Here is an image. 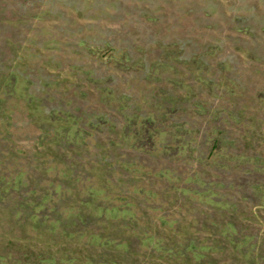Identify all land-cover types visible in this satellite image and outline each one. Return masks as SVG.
<instances>
[{"label": "rangeland", "instance_id": "obj_1", "mask_svg": "<svg viewBox=\"0 0 264 264\" xmlns=\"http://www.w3.org/2000/svg\"><path fill=\"white\" fill-rule=\"evenodd\" d=\"M153 113L170 155L135 137ZM243 154L264 162V0H0V264H264ZM197 175L231 206L183 194ZM127 204L138 222L99 215ZM192 241L200 262L177 252Z\"/></svg>", "mask_w": 264, "mask_h": 264}, {"label": "trees", "instance_id": "obj_2", "mask_svg": "<svg viewBox=\"0 0 264 264\" xmlns=\"http://www.w3.org/2000/svg\"><path fill=\"white\" fill-rule=\"evenodd\" d=\"M174 53V52H173ZM175 54V53H174ZM122 56V55H121ZM177 57V56H176ZM123 58V56L121 57ZM117 59H115L116 61ZM126 61H128V59H126ZM124 61H119V62H115L116 65L120 64L121 66L123 65ZM168 69H171V67L167 66L165 63L164 64H160L157 66H154L153 68V73L157 74V71H161L163 74L167 73ZM100 83V82H98ZM13 87V85L9 84L7 82V84L5 85V89L9 88L11 89ZM16 89L13 90V92H10V95H13L15 93ZM162 105L161 108H157L158 110H162ZM169 108V107H167ZM156 109V108H155ZM156 109V110H157ZM166 110V108H165ZM154 112V110H153ZM64 114V112H62ZM66 113V112H65ZM150 115V114H149ZM140 117H133L130 118L129 121L131 124H134L137 127H140V130L136 133L137 136L135 135L136 139L138 138V135L143 134H149L151 137L148 138V140L152 143V146L155 147L154 145V139L157 138L158 142H159V146L161 147V149H163L165 155H170L169 153V139H167L168 135H169V130L165 129V128H160L158 126H155V114H151L150 117L147 118V120H149L148 122H145V120L141 121L139 119ZM146 120V121H147ZM78 125V122L76 123V126ZM86 127H88V125H86ZM62 129H55L54 131V136H55V142H59V143H68V144H73V143H79V140L82 139L83 141L86 139L87 137V132L85 130L84 127L82 128H77L76 130H74V128L68 129L67 131H65L67 134L63 135L62 132L60 131ZM135 133V132H134ZM133 133V134H134ZM157 142V143H158ZM213 143V149H219L220 144H221V139L220 137H216L212 140ZM183 150L186 149V147L182 148ZM180 152V151H178ZM239 160V164L242 166H247L248 170H246V172H252L255 171L256 173H263L264 172V162H262V160H260L257 157H250L246 154H243L240 156V158H238ZM23 174H19L18 177H16L15 179V187H18L20 185H22V180L24 181V177L22 176ZM158 175V174H157ZM159 176L165 178L168 180L169 183H172L173 180H175V176H173V173L170 172V169L167 170H161V172H159ZM173 176V177H172ZM178 182V180H177ZM189 183H194L196 187V189L194 188H186L185 190H183V194H188L191 196H194L195 198H199V201H201L202 203L211 206L212 208H222L224 209L225 207H223L224 205H228L231 206V204H229L228 202H225L223 200V196L220 195V191L221 189H224V187L221 186V183H208L206 180L203 179V177H199L197 176H193V180H190ZM223 185V184H222ZM239 186L238 188H242L244 187L243 185H237ZM261 186L264 185L263 184H253L251 185V188L254 190V192L256 190H260L262 189ZM88 187V186H87ZM60 187H57L54 191L56 194H59L60 192ZM87 191L91 192V193H95L97 194L98 191H95V189L87 188ZM147 193V191L145 192ZM148 194V193H147ZM234 208V207H232ZM100 212V216L103 215L106 220L109 219H122V220H133L135 222H138L137 218L135 217L136 215V210L134 205L132 204H127V205H123V206H119V207H112V208H107L104 209L103 207H100L99 209ZM106 213V215H105ZM236 230L237 228L235 226H232V224H228L227 227L224 228V232L226 231V233L228 234V237L231 238L233 237V234H236ZM136 232V230H133ZM231 231V232H230ZM154 239H155V235H146L145 238H143V242L145 243L146 241H150V245H154L153 247L159 248V249H163V243L164 241L161 238H156V243L154 244ZM247 240V239H246ZM245 240V241H246ZM162 243V244H161ZM247 242H244V244L246 245ZM182 248H184L183 250H177L178 254H180L181 256H189L192 255L193 259L197 262H200L204 259V254L208 251V247H201L198 246V244H196V242L192 241L190 244H187L186 246L181 245ZM171 254H173V250L174 249H170Z\"/></svg>", "mask_w": 264, "mask_h": 264}]
</instances>
